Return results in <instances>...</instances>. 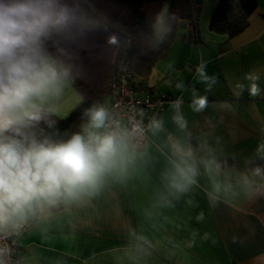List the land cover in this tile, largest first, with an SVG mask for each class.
Wrapping results in <instances>:
<instances>
[{
  "label": "crops",
  "instance_id": "obj_1",
  "mask_svg": "<svg viewBox=\"0 0 264 264\" xmlns=\"http://www.w3.org/2000/svg\"><path fill=\"white\" fill-rule=\"evenodd\" d=\"M256 1L234 38L210 30L219 0H203L198 29L181 23L145 84L173 99L160 126L141 146L128 138L125 163L94 188L30 214L17 233L19 264H264V167L260 176L252 167L264 165V0ZM169 8L153 14L158 41ZM199 97L207 103L197 110ZM81 101L69 75L54 114L66 118ZM178 163L194 172L183 190L173 185Z\"/></svg>",
  "mask_w": 264,
  "mask_h": 264
},
{
  "label": "clouds",
  "instance_id": "obj_2",
  "mask_svg": "<svg viewBox=\"0 0 264 264\" xmlns=\"http://www.w3.org/2000/svg\"><path fill=\"white\" fill-rule=\"evenodd\" d=\"M78 22L63 0H0V233L18 228L37 210L94 188L106 172L125 163L122 152L129 133L119 128L101 131L108 128L104 107L90 108L83 132L66 141L39 139L33 131L55 113L69 77L45 42ZM162 26L161 16L157 27ZM199 72L208 79L203 67ZM250 92L258 94L255 83ZM206 103V97L194 101L197 110ZM175 119L183 126L179 115ZM261 173L257 167L253 175ZM193 174L191 167L178 163L174 187L183 190Z\"/></svg>",
  "mask_w": 264,
  "mask_h": 264
},
{
  "label": "trees",
  "instance_id": "obj_3",
  "mask_svg": "<svg viewBox=\"0 0 264 264\" xmlns=\"http://www.w3.org/2000/svg\"><path fill=\"white\" fill-rule=\"evenodd\" d=\"M77 15L79 9L95 8L106 19L104 25L78 22L67 31L54 34L45 42L47 52L67 68L81 103L66 118L51 114L38 122L33 131L39 139L54 142L70 139L83 132L92 107L110 105L111 86L126 60L145 87L157 62L170 50L178 37V27L188 23L197 28L195 0H63ZM170 3L164 23V36L158 41L154 21L146 7ZM256 0H219L212 13L210 30L234 38L250 25ZM159 8V7H158ZM263 168L261 163L252 165Z\"/></svg>",
  "mask_w": 264,
  "mask_h": 264
},
{
  "label": "built area",
  "instance_id": "obj_4",
  "mask_svg": "<svg viewBox=\"0 0 264 264\" xmlns=\"http://www.w3.org/2000/svg\"><path fill=\"white\" fill-rule=\"evenodd\" d=\"M172 100L166 93L147 90L126 60L111 86L108 128L101 131L126 130L129 139L141 146L148 141L149 129ZM25 229L20 225L7 233H0V264H19L21 249L16 237Z\"/></svg>",
  "mask_w": 264,
  "mask_h": 264
},
{
  "label": "rangeland",
  "instance_id": "obj_5",
  "mask_svg": "<svg viewBox=\"0 0 264 264\" xmlns=\"http://www.w3.org/2000/svg\"><path fill=\"white\" fill-rule=\"evenodd\" d=\"M160 6H161V4L155 5L154 7L148 6L145 8L146 11L148 12L149 16L153 19V21H155L153 14L157 11V8ZM78 21L80 23H86L89 25H100V24L104 25L106 23L105 17L99 11H97L95 8L88 9V10L79 9ZM183 28H184V26L182 24H180L178 27V36L181 34ZM163 31H164V26H163ZM163 36H164V33H163ZM163 36H161V38H159V40H161L163 38ZM20 225H23V224L21 223ZM16 239H17V237H16ZM20 249H21V247H20Z\"/></svg>",
  "mask_w": 264,
  "mask_h": 264
},
{
  "label": "water",
  "instance_id": "obj_6",
  "mask_svg": "<svg viewBox=\"0 0 264 264\" xmlns=\"http://www.w3.org/2000/svg\"><path fill=\"white\" fill-rule=\"evenodd\" d=\"M196 4L199 6L197 11H196V20L199 21L200 18V6L203 3V0H195Z\"/></svg>",
  "mask_w": 264,
  "mask_h": 264
}]
</instances>
